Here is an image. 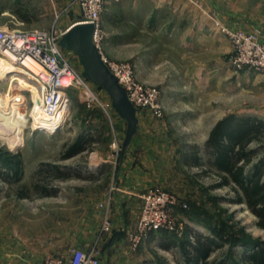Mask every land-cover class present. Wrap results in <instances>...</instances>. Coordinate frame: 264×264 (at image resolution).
<instances>
[{
	"label": "rangeland",
	"instance_id": "rangeland-1",
	"mask_svg": "<svg viewBox=\"0 0 264 264\" xmlns=\"http://www.w3.org/2000/svg\"><path fill=\"white\" fill-rule=\"evenodd\" d=\"M137 1L140 0H118L115 4L121 8L133 7L139 5ZM141 2L147 9L154 5L153 0ZM157 2L170 3L167 11L159 10L162 14L159 25L173 24L177 37L184 38L185 32H189L192 37L196 34L198 26L203 25L206 32H201L206 36L216 33L226 39L230 51H223L220 64L221 70L225 75L227 73V77H222V84L230 81L237 83V111L232 115L238 118H256L264 122V72L250 67L235 68L232 61L236 49L226 34L241 32L247 36L252 35L258 44L264 46V0ZM109 6L107 0H104L100 16L104 35L102 54L113 62L133 65V76L140 84L157 88L138 76L132 51L135 45L136 50L139 48L148 53L152 44L163 40L162 35H154L150 30L134 31L131 25H124L126 28L121 34L129 43L128 47L118 54L120 59L109 58L103 49L106 37L104 25ZM80 20V12L73 0H0L1 31L55 32L61 55L74 72L82 77L83 68L78 57L72 50L59 45L70 26ZM165 26L162 33L165 32ZM170 48L172 55L174 48ZM22 79H26V75ZM83 79L87 88L78 86L66 90L63 107L55 119L50 123L40 124L31 116L34 92L24 88L22 84L17 88L16 83H13L10 87L8 81L0 76V96L6 99L17 94L23 95V104H20L19 108L27 119L17 148H9L0 138V152L14 154L20 162L17 174L1 167L0 164V224L13 221L15 227H22L28 232L31 242L37 237L38 230L44 231L47 248L53 245L61 246L57 253L49 252L44 259L53 256L67 257V246L79 242L82 236V240L89 241L88 236L92 235V231H95L94 241L97 237L99 239V228L104 213V208L101 211L102 205L99 203L105 192L103 188L106 186L108 189V181L102 180V174L93 169L92 163L100 161L95 158L110 153L116 154L126 150L129 145L128 115L125 116L115 108L113 98L106 90ZM6 101L8 104V99ZM159 104L164 114L160 98ZM228 104L227 100H222V107L227 108ZM131 107L134 124L140 112L147 113L156 120H162L164 117L154 116L147 108H135L133 105ZM225 111L228 110L223 109L222 113ZM204 113L207 115L209 112ZM228 115L230 114L224 117ZM120 119L126 121L125 127L122 126L119 130L115 123ZM134 126L130 135L135 133ZM211 129L197 125L172 127L170 130L166 128L169 139L165 144V168L159 178L160 182L151 186H159L176 197L179 207L175 209L173 216L175 225L181 230L150 234L134 252L128 247L127 232L124 233V245L128 247L130 254L126 255V261L116 264H185L182 246L190 255L196 236L200 237L201 242L208 239L214 241L202 264H244L241 258L248 255L250 250L239 243L240 241L234 240L248 238L264 241V230L258 225L259 219L243 200L237 201L239 191L234 185L221 183L223 173L213 166L209 148L206 146ZM203 133H207L206 140L195 143L197 135ZM78 139L81 151L63 158L68 148ZM246 148L257 150L250 164L246 166V172L249 174L255 163L264 159V129L258 132L256 140L249 142ZM194 157L198 158L196 162ZM108 234L100 237L99 249L103 245L100 243ZM124 245L121 243L119 246ZM108 253L110 257L112 253Z\"/></svg>",
	"mask_w": 264,
	"mask_h": 264
},
{
	"label": "crops",
	"instance_id": "crops-1",
	"mask_svg": "<svg viewBox=\"0 0 264 264\" xmlns=\"http://www.w3.org/2000/svg\"><path fill=\"white\" fill-rule=\"evenodd\" d=\"M117 1L107 0L110 9L106 12L108 16L104 25V52L111 59H120L118 54L129 44L121 34L126 28L124 25H131L134 31L150 30L154 35H162L163 40L152 44L148 53L139 48L136 50L134 45L132 56L138 76L160 90L164 117L156 120L140 112L133 124L136 134L130 135L127 131V149L95 158L100 161L92 163L93 169L102 174V180L108 181V189L106 186L103 188L105 192L99 205H102L101 211L103 206L108 209L112 224L110 234L100 243L103 244L100 264L123 263L127 260L126 255L130 254L124 245V233L132 230L139 215L141 194L147 187L159 183L163 175L165 144L169 139L166 128L197 125L210 130L222 117L237 111L238 98L236 81L222 84V77H227V73L225 75L221 70L220 58L223 51H230L226 39L216 33L206 36L201 32H206L203 25L198 26L192 37L189 32H185L184 38L177 37L173 24L159 25L162 16L159 10L167 11L170 3L158 4L157 0H153L154 5L147 9L142 6L141 0L137 1L138 6L124 8L116 6ZM164 26L165 32L162 33ZM171 46L174 48L172 55ZM223 99L229 102L227 108L222 107ZM223 109L228 111L222 113ZM204 111L209 113L206 115ZM125 121H116L119 130L125 127ZM206 137L207 133L198 134L195 143L204 142ZM94 232L88 236L91 238L89 241L82 240V236L79 242L69 244L67 249H88L94 242ZM28 236V232L22 227H15L13 221L1 223L0 264H40L49 252L57 253L61 249V246L55 245L47 248L44 231L38 230L32 242ZM121 243L123 247L119 246ZM108 252L112 253L110 257Z\"/></svg>",
	"mask_w": 264,
	"mask_h": 264
},
{
	"label": "built area",
	"instance_id": "built-area-1",
	"mask_svg": "<svg viewBox=\"0 0 264 264\" xmlns=\"http://www.w3.org/2000/svg\"><path fill=\"white\" fill-rule=\"evenodd\" d=\"M73 4L79 10L81 20L72 26L76 24L92 26L91 42L102 64L124 90L129 103L135 108L149 109L158 118L162 117V108L159 104L160 91L155 87L140 84L133 76V65L113 62L102 54L101 45L104 35L100 16L104 0H73ZM226 34L236 49L232 61L235 68L250 67L264 72V46L258 44L252 35L247 36L241 32H226ZM0 57L6 60L12 59L17 65L28 60L39 66L35 72L27 68L24 70L31 75L34 90L40 96L41 104L38 108L40 112L54 116L63 107L66 90L78 86L87 88L84 79L74 72L61 55L55 32L41 30L0 32ZM140 198L139 215L132 230L126 235L128 247L132 252L150 234L181 230L175 225L173 216L175 209L179 207V202L172 193L159 186H151L141 194ZM103 208L99 239L102 235L110 233L112 229L109 211L105 206ZM99 239L97 237L86 250L72 248L67 257H47L40 264H100Z\"/></svg>",
	"mask_w": 264,
	"mask_h": 264
},
{
	"label": "trees",
	"instance_id": "trees-1",
	"mask_svg": "<svg viewBox=\"0 0 264 264\" xmlns=\"http://www.w3.org/2000/svg\"><path fill=\"white\" fill-rule=\"evenodd\" d=\"M264 129V122L256 118H238L228 115L212 127L206 146L212 157L213 166L220 172L222 185H234L239 191L237 201L243 200L249 210L259 219L258 225L264 230V159H259L248 174L246 166L250 164L257 150H247L249 142L256 140L258 132ZM80 139L68 148L63 158L70 157L81 151ZM194 162L198 160L193 158ZM1 167L17 174L20 166L19 159L14 154H3L0 152ZM196 242L191 247L189 255L184 246L182 251L185 255V264H202L208 256L213 240L200 241L195 237ZM242 245L250 250L249 254L241 259L244 264H264V241H254L248 238H236ZM235 243V242H234ZM236 264V263H233Z\"/></svg>",
	"mask_w": 264,
	"mask_h": 264
},
{
	"label": "bare ground",
	"instance_id": "bare-ground-1",
	"mask_svg": "<svg viewBox=\"0 0 264 264\" xmlns=\"http://www.w3.org/2000/svg\"><path fill=\"white\" fill-rule=\"evenodd\" d=\"M25 68L35 72L39 69V66L35 62L28 60L24 61L21 65H17L12 62V59L6 60L0 57V76L8 81L7 84L10 87H12L13 83H16L17 88L18 85L22 84L24 88L32 90L34 92V97L32 92H30L32 94V99L34 98V103L31 110L32 118L40 124L50 123L55 119L60 109L54 116L51 114L40 112L38 110L39 105L41 104L40 96L36 94L34 85L31 82L32 77L29 73H26V71L24 70ZM24 75H26V79H22ZM64 84L66 85V83ZM7 99L9 101L8 104L6 101ZM10 100H14V102H11ZM23 100L24 98L21 94L14 95L11 98L6 97V99H3L0 96V138L4 140L11 149H15L20 145L22 139V131L27 122V119L24 117L19 108V105L23 104Z\"/></svg>",
	"mask_w": 264,
	"mask_h": 264
},
{
	"label": "water",
	"instance_id": "water-1",
	"mask_svg": "<svg viewBox=\"0 0 264 264\" xmlns=\"http://www.w3.org/2000/svg\"><path fill=\"white\" fill-rule=\"evenodd\" d=\"M91 34V25H74L67 31L59 45L72 50L78 57L83 68L82 77L106 90L112 96L115 108L125 116L128 115V133L130 134L134 124L133 109L124 90L102 64L100 56L91 42Z\"/></svg>",
	"mask_w": 264,
	"mask_h": 264
}]
</instances>
